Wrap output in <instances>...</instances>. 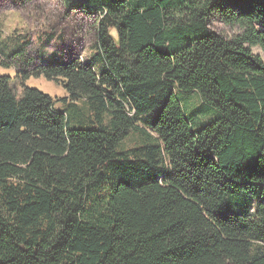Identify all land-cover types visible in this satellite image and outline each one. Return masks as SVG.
<instances>
[{"label": "trees", "instance_id": "1", "mask_svg": "<svg viewBox=\"0 0 264 264\" xmlns=\"http://www.w3.org/2000/svg\"><path fill=\"white\" fill-rule=\"evenodd\" d=\"M62 2L96 15L90 55L33 65L28 39L21 93L0 75V264H264V0Z\"/></svg>", "mask_w": 264, "mask_h": 264}, {"label": "rangeland", "instance_id": "2", "mask_svg": "<svg viewBox=\"0 0 264 264\" xmlns=\"http://www.w3.org/2000/svg\"><path fill=\"white\" fill-rule=\"evenodd\" d=\"M209 27L227 37L241 32L238 26L227 25L213 16ZM25 35H28L25 37ZM52 36L49 40L48 37ZM28 39L31 44L26 48V57L33 65L58 63L72 57L81 59L90 55L91 47L97 41V17L85 10H69L62 0H0V75L13 78V87L21 93V78H14L26 71L9 58ZM21 42V43H20ZM21 44V46H20ZM254 53L263 55L258 46L252 47ZM6 63L4 64V62ZM24 84L50 94L55 99L68 96L67 91L54 80L45 76L26 79ZM177 96L193 130L209 124L216 111L206 110L197 92L184 94L179 89ZM63 101L55 104L61 109ZM86 123H71V127H85ZM249 202L253 201L246 198Z\"/></svg>", "mask_w": 264, "mask_h": 264}, {"label": "water", "instance_id": "3", "mask_svg": "<svg viewBox=\"0 0 264 264\" xmlns=\"http://www.w3.org/2000/svg\"><path fill=\"white\" fill-rule=\"evenodd\" d=\"M112 34H113L114 37H116V34H115V31L114 30H112Z\"/></svg>", "mask_w": 264, "mask_h": 264}]
</instances>
